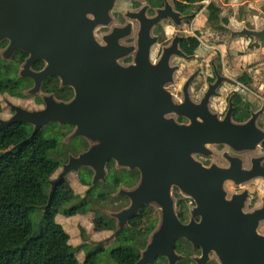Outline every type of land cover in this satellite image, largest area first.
<instances>
[{"label":"flooded vegetation","instance_id":"1","mask_svg":"<svg viewBox=\"0 0 264 264\" xmlns=\"http://www.w3.org/2000/svg\"><path fill=\"white\" fill-rule=\"evenodd\" d=\"M57 1H60V3H53L52 0H49L47 4L33 3L31 7H18L14 9L13 14L15 18V33L17 39L29 43L31 50L27 51L24 48L18 47L13 50L10 57H6L5 50L10 45V38L6 37L0 40V63L1 66H3L6 77L22 80V82H13V88H7L5 92L0 93V100L2 99L0 105V119H8L15 113L12 104L30 110L45 108L48 102L44 96H51L55 101L59 102L72 101L76 97L77 88L79 87V91H84V96L86 98L85 103L89 106L84 117L81 116L86 123L90 121L93 122V129L95 132L94 139H98L102 135L108 134L110 137H113L115 141H119L123 144L124 138H126V145L128 144L130 146L128 151L131 152L135 150L131 147L132 140H143L149 135L154 134L161 136L164 132V126L160 123L158 111L161 95L158 92H149V88L156 89L160 84L154 81L150 83L149 77L140 75L138 73L139 70L137 69L132 68L130 73H128L126 71L128 67L139 64L143 65L142 62L135 60V58L142 56L141 52H117L116 43L117 40L118 42L127 45L136 44L138 42L149 43L152 41L153 44L149 56L151 57V60L155 62L160 58L163 47L170 44L175 37H178L179 46L187 55L196 54L200 45L196 47L194 53H188L182 45L185 41L192 43L195 37L200 41L198 25L192 26L191 30H187L184 33H180L179 29L188 25L193 20V13L190 9L192 6L203 0H114L112 6L109 4L110 0H69L70 4H62L63 2L68 3V0ZM236 5L243 4L242 2H238ZM160 12H172L174 14L179 12L181 15L176 17L177 21L180 23H177L173 17H163L155 20L154 18ZM236 12L241 16L242 25L244 23L246 24V11L236 10ZM166 21H168L173 28L168 33L169 41L162 43L164 31L161 28L168 26ZM222 24L225 29H227L228 37L225 39V43L228 44L231 40L238 37L235 36L229 40L231 35L229 27L234 30L238 29H235L224 22ZM17 27H24V29L19 30ZM166 30L167 28L165 31ZM64 42L67 43L64 44ZM66 48H74L78 52H64V49ZM175 56L185 58L188 61L197 57L196 55V57L188 59L184 56L175 54L171 60L172 64H174L173 58ZM218 56L219 54L212 56V59L210 60L211 72L209 76L206 77V87L201 95L196 98H194L191 90L192 83L198 81L201 73L205 70L197 67L191 71L189 75L185 77V80L183 81L184 83L181 85V96H178L173 90V87L176 84L177 72L181 67L179 64H174L178 65V68L175 71L174 81L169 84L170 89L173 91L174 98H176V100L183 99V87L185 81L193 73H196L195 78L190 85V94L195 101H198L207 90L209 84L214 82L217 78L214 66H217L216 62ZM29 57H32L29 70L23 69L25 62ZM8 67L9 71L7 73ZM46 67L49 70V74L42 79L39 78L38 73ZM218 71L220 74L225 75L219 69ZM22 72H30L31 74L25 75L22 74ZM37 81H39L40 86L39 92L28 93L27 91L37 85ZM226 82L227 81H224L218 87L217 93H219L220 87ZM237 92L240 91L234 93ZM21 97L32 98L36 101L35 106L30 107L23 102L12 100L13 98ZM244 97H248L253 102L250 98V94L244 93ZM149 106L152 108L151 115L149 112ZM256 106L257 105H255V107ZM252 109L258 110L259 107H252L250 110V116ZM167 116H170V114H167ZM176 118L178 123L189 122V119L184 116H177ZM247 119L234 120L243 122ZM25 124L31 128L30 134L25 137L27 138L32 134L34 125L30 123ZM76 127V124L70 122H50L39 128L34 138L28 141H37L42 129L48 128L46 129L47 132L43 139L47 137L54 139L55 144L53 147L47 148L46 155L49 149H56L58 147L59 141L74 145V148L70 149L68 152V158L64 161L57 160L47 155V158L57 164L60 170L53 178H50L47 182H43L49 184L47 203L45 205H47L49 201L51 190L50 180L58 176L63 168V164L68 162L71 155H79L86 151L90 146V138L88 135L79 134L70 137V135L74 133ZM6 128L0 132V137L7 132L18 131L20 138L21 133L18 128H12L5 132ZM18 142L19 141L16 143ZM24 145L19 147H24ZM213 148L219 153L225 150L227 145L215 144L213 145ZM261 150H264L263 145ZM261 150H259L257 154H260ZM254 155L255 154L252 151H243L242 158L245 167L251 165L252 157H254ZM195 158L200 160L204 165H209L213 161L218 162L220 165H228L225 158L214 154L197 153L195 154ZM110 162L113 163L111 167H109ZM105 167L107 171L106 178L104 180H98L96 183H93L92 180L94 175V169L92 167L82 165L78 170L79 174L88 170L91 171V174L89 175L90 186H98L100 183L105 182L110 173L117 176H123L126 179L125 182H120L118 187L111 191L109 199L110 208H108L110 211H98L100 209L99 202L96 203L93 208L89 209L94 215L95 222L97 220H106L108 217L114 220L113 231L111 234L94 241L92 243L94 244L93 249L99 248L100 251L105 250V252H110L113 249H116L119 252V257L116 262H113V264H120L119 259L121 247L130 246L137 258L135 261H129L125 264H134L139 259L141 251L146 247L150 234L158 227L164 216L163 211L160 206L153 203L155 201H149V203L144 202L140 206L138 212L129 219L128 224L125 226L127 227L132 224V226L137 227V230L141 229L145 232L148 231L146 245L140 250L139 255L134 252L132 243H122L118 240L120 233L125 227L117 236L109 238L117 229V219L110 215V212L120 211L132 203V198L129 195L118 193L121 188L125 190L134 188L141 180L142 171L138 166L131 167L129 165H119L117 159L114 157H110L107 160ZM185 171L186 167H184L182 172L178 171L179 173L177 172L176 174V181H173L171 184L173 205L172 207H167L170 213L165 212V216L172 219L171 221L173 224L174 217H177L183 225L191 223V233L197 241L194 242L184 235L176 238L175 251L179 255L176 264H198L201 261L202 264H241L239 261L245 262L244 259L248 264H255L260 261L264 262V242L260 238V234H264V219H261L260 210L264 204V193L260 195V186H255L258 184L259 179L264 183V178L256 177L242 185H238L232 180L226 181L225 187L229 192L227 199L232 200V202L224 203L221 206L224 214L222 230L226 234V240L222 246L217 244L212 246L209 243L203 245L198 241H213V237L205 238L204 231L199 229L196 225L202 220V215L199 211L202 210L203 207H199L198 196H196L194 192L185 194V190L182 189L180 183L183 176L186 177L188 175L190 177L189 181L192 185L197 182L196 173L194 174L195 178L193 179V173H186ZM66 176L67 174L60 183L64 180L66 181ZM60 183H58V185ZM83 183L88 184L89 187V183L86 180H84ZM58 185L50 204L46 208L43 207L45 206L44 204H39V209L42 213H46L47 208L51 206L57 193ZM68 187L69 185L67 183L63 193ZM87 188L84 193L79 195L83 197ZM245 190L247 191V194L241 195ZM97 192L101 193L100 187H98ZM158 192V190H155V187L146 189L144 192L145 197L143 199L149 200L150 196L148 195L154 193L157 194ZM63 193L59 195L57 207L63 209V213L68 215L66 213L67 210L63 208L64 203H62L63 201L61 199ZM232 193L239 194L233 199V196H231ZM206 198L208 201H212L210 197ZM206 208L208 212L211 213L214 208H217V206L208 204ZM140 216L142 217L139 218ZM43 217L45 218L44 214ZM193 224L195 226H193ZM95 230H100V227L95 226ZM208 232L210 233L211 229L208 230ZM110 240H113V242H109ZM115 243H118V245L113 246ZM100 257L105 260L104 256L96 258ZM169 263L170 260L165 254H158L155 258V264Z\"/></svg>","mask_w":264,"mask_h":264},{"label":"water","instance_id":"2","mask_svg":"<svg viewBox=\"0 0 264 264\" xmlns=\"http://www.w3.org/2000/svg\"><path fill=\"white\" fill-rule=\"evenodd\" d=\"M48 2L49 0H0V40L6 37L10 38V45L5 50L6 57H10L13 50L18 47L24 48L27 51L31 50L29 43L17 39L13 14L14 9L18 7H31L33 3L47 4ZM52 2L60 3L57 0H52ZM113 2L114 0H110L109 4L112 6ZM62 4H70V1L68 0V3L63 2ZM175 14L172 12H160L154 19L173 17L177 23H180L177 21L176 16L181 14L179 12ZM17 28L19 30L24 29V27ZM229 29L231 31L229 40L235 36L252 37L254 41L264 40V25L260 28H249L244 23L241 29L234 30L230 27ZM178 39V37H175L170 44L165 45L160 58L155 62L149 56L153 44L152 41L149 43L138 42L127 45L117 40V52L137 51L141 52L142 55L139 58H135V60L142 62L143 65L130 66L126 71L130 73L132 68L137 69L140 75L149 77L150 83L154 81L160 84L156 89L149 88V92H158L161 95L158 111L160 123L164 126V132L161 136L154 134L149 135L143 140H132L131 147L135 149L134 151H128L130 146L126 145V138H124L123 144L115 141L108 134L94 139L93 122L86 123L83 118L89 106L85 103L84 91H79V87L77 88V95L72 101L59 102L55 101L51 96H44L48 102L45 108L30 110L12 104L15 113L8 119H0V132L6 127L19 122L34 125L32 134L16 143L13 148H18L32 140L39 128L54 121L76 124L77 127L70 137L85 134L90 138L89 148L79 155H71L68 162L63 164V168L58 176L50 180L49 201L47 205L43 206L44 208L50 204L56 187L63 180L64 176L71 171L78 172L82 165H88L94 169L93 183L106 178L107 171L105 164L110 157L116 158L119 165L138 166L141 169L142 177L140 182L132 189L125 190L121 188L118 193L129 195L132 198V203L120 211L110 212V215L117 219V229L109 237L112 238L120 233L144 202L155 201L153 203L162 208L164 216L158 227L150 234L146 247L141 251L139 259L134 264H155V258L158 254L167 255L170 260L169 264H176L179 257L175 251L176 238L184 235L194 242L197 241L191 233V223L183 225L177 217H174V225L171 221L172 219L165 216V212H169L167 207H172L173 205L171 184L173 181H176L177 172H182L184 167H186V173H193V179L196 173L197 182L195 184H191L188 175L186 177L183 176L180 183L182 189L185 190V194L194 192L198 196L199 207H203L199 211L202 215V220L196 225L204 231L205 238L213 237V241L209 242L198 240L203 245L209 243L212 246L214 244L222 246L226 240V234L222 230L224 214L221 206L224 203L232 202V200L227 199L229 192L225 187L226 181L232 180L236 184L242 185L256 177L264 178V152L257 154L264 142V128L258 124V118L264 112V102L258 110L252 109L251 116L243 122L235 121L233 117V98L235 93L230 95L229 106L224 115H220L217 111H214L210 106L212 96L217 94L218 87L224 81L233 80L228 76L220 74L217 66H214L217 76L216 80L209 84L207 90L198 101H195L190 94V85L196 73H193L185 81L183 99L176 100L173 91L169 87V84L174 81L175 71L178 68V65L172 64V57L175 54L188 59L196 57V54L187 55L180 48ZM66 43L64 42V44ZM64 52L78 51L74 48H66ZM31 60L32 57L26 60L23 69L29 70ZM22 74L29 75L31 73L22 72ZM48 74L49 70L47 67L38 73L41 79ZM39 90V81H37V85L27 92L37 93ZM151 110L152 108L149 106L150 115ZM167 114H170V116H167ZM177 116H184L189 119V122L178 123ZM215 144H226L227 148L218 153L213 148ZM246 150L252 151L255 154L249 167L244 166L242 158L243 151ZM197 153L221 156L227 160L228 165H220L215 161L209 165H204L200 160L195 158V154ZM152 187H155V190L159 192L148 195L150 196L149 200L143 199L145 197V190ZM238 194L232 193L231 196L235 199ZM246 194L247 191L245 190L241 195ZM206 197H210L212 201H208ZM208 204L217 206V208H214L209 213L206 208ZM260 210L261 219H264V204ZM193 226L195 225L193 224ZM210 229L211 232L209 233L208 230ZM260 238L264 242V234H260ZM244 261H239V263L248 264L245 259ZM261 262L255 264H264V262ZM198 264H202V261Z\"/></svg>","mask_w":264,"mask_h":264},{"label":"rangeland","instance_id":"3","mask_svg":"<svg viewBox=\"0 0 264 264\" xmlns=\"http://www.w3.org/2000/svg\"><path fill=\"white\" fill-rule=\"evenodd\" d=\"M238 2H242L243 5H236ZM251 11H250V10ZM236 10L246 11V24L250 28H260L264 25V0H203L198 2L196 5L192 6L190 11L193 13V20L184 27L179 29L180 33H184L187 30H191L192 26L198 25V35L200 39V47L197 49V57L191 61L185 58L175 56L173 58L174 64L180 65V70L177 72L176 84L173 90L181 96V85L184 83L185 77L189 75L191 71L195 68H201L205 71L201 73L198 81L193 82L191 90L194 98L201 95L206 85V77L209 76L211 72L210 60L212 56L219 54L217 59V66L220 71L225 75L232 77L233 79L241 77L243 80L240 82H245L250 88L259 91V88L264 84V44L262 41H254L252 37L238 36L231 40L228 44L225 43V39L228 37L227 29L223 26L225 24L230 25L235 29H240L242 25L241 16H239ZM168 26H164V37L162 38V43L169 41L168 33L173 28L168 21H166ZM167 30L165 31V29ZM156 51V48H155ZM5 77V76H3ZM249 82L251 83L249 85ZM236 91H243V93L250 94V98L253 103L257 105L256 107L262 106L263 100L255 94H251L247 90L241 88L236 80L227 81L220 87L219 93L212 97L211 108L217 111L220 115H224L228 108L229 97L232 93ZM2 100V99H1ZM16 102H23L26 105L33 107L35 102L30 97L13 98ZM258 124L264 128V112L260 115L258 119ZM12 128H18L20 130V138L18 141L22 140L28 136L31 132V128L25 123H17L12 127L6 128V131ZM48 128L42 129L40 137L37 141L28 142L24 145L26 152H33L39 159V161L50 168L54 172V176L58 173L60 168L58 165L47 158L46 150L47 148L53 147L55 144L54 139L45 138V134ZM264 150H261V152ZM28 181L34 183L43 193V199L40 204H46L47 195L49 190V184L43 183L38 180L28 178ZM81 177L78 172H70L66 176V181L58 185L57 193L53 199L51 206L47 208L46 213L39 212L36 210L31 215L25 219L24 224L32 229L33 223L38 222L43 217L51 220L53 227L56 229L64 228L71 235V243L73 246V251L80 257H85V255L94 248V241L104 238L111 234L113 231L114 220L107 218L106 220H97L95 222L94 215L91 210L85 213H77L72 216L65 215L63 209H59L57 206V201L59 195L63 193L66 185H71L74 191L78 194L84 193L88 184L81 182ZM263 181L259 179L258 184L255 186H260L259 194L264 193ZM76 204V199L70 200L63 205L66 209L69 206ZM99 211L107 212L110 211L109 207L99 206ZM5 211H15L19 212L20 207L18 205L4 206L0 207ZM97 223V224H96ZM36 226V224H34ZM95 226L100 227V230H95ZM109 242H113L110 240ZM118 245L115 243L113 246ZM137 256L133 253L130 246L121 247L120 252V264H125L129 261H135ZM88 264H107L104 258H90Z\"/></svg>","mask_w":264,"mask_h":264},{"label":"trees","instance_id":"4","mask_svg":"<svg viewBox=\"0 0 264 264\" xmlns=\"http://www.w3.org/2000/svg\"><path fill=\"white\" fill-rule=\"evenodd\" d=\"M262 43L264 44V40ZM199 45L200 41L195 37L192 43L185 41L182 46L188 53H194ZM8 71L9 67L7 73ZM239 80L243 79L240 77ZM20 81L22 82L20 79L6 77L0 63V93L5 92L7 88H13V82ZM233 104V116L236 120L247 119L251 108H257L241 91L235 93ZM18 138V131L7 132L0 137V207L11 205L20 207L19 212L0 208V264H88L90 258L99 256H104L108 264L116 262L119 257L116 249L105 252L95 248L83 258L78 256L73 251L70 233L64 228H54L51 220L42 218L35 223L31 220L32 229L24 224L28 215L36 210L41 212L39 204L43 199L42 191L28 181V178L47 182L54 177V172L43 165L34 153L26 152L25 147L13 148ZM72 148L73 144L59 141L58 147L49 149L47 155L64 161ZM112 165L110 162L109 167ZM90 174V170L79 174L81 180L89 183L83 197L76 193L71 185L63 193L61 199L64 204L76 199L75 205L65 209L68 215L85 213L98 202L101 207H109L111 191L115 190L120 182L126 181L123 176L110 173L105 182L98 186H90ZM98 187L101 193L97 192ZM147 233L148 231L137 230V227L131 224L124 228L118 240L122 243H132L134 252L139 255L140 250L146 245Z\"/></svg>","mask_w":264,"mask_h":264},{"label":"built area","instance_id":"5","mask_svg":"<svg viewBox=\"0 0 264 264\" xmlns=\"http://www.w3.org/2000/svg\"><path fill=\"white\" fill-rule=\"evenodd\" d=\"M233 80H236V82L241 88H243L244 90H247L250 93L258 95L264 101V84L259 88V91H256V89L250 88L245 82H240L241 80L239 81H237V79H233Z\"/></svg>","mask_w":264,"mask_h":264}]
</instances>
